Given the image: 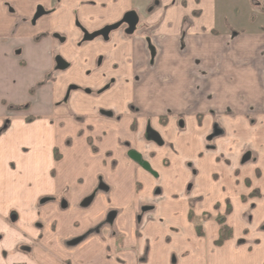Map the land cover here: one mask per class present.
<instances>
[{
  "label": "crops",
  "instance_id": "0c3cea01",
  "mask_svg": "<svg viewBox=\"0 0 264 264\" xmlns=\"http://www.w3.org/2000/svg\"><path fill=\"white\" fill-rule=\"evenodd\" d=\"M152 1L0 0V264H264V34Z\"/></svg>",
  "mask_w": 264,
  "mask_h": 264
},
{
  "label": "flooded vegetation",
  "instance_id": "af4514ba",
  "mask_svg": "<svg viewBox=\"0 0 264 264\" xmlns=\"http://www.w3.org/2000/svg\"><path fill=\"white\" fill-rule=\"evenodd\" d=\"M130 14H132V13H128V14H126L125 16H124V18H123V20H122V25H124L126 28H128L129 30H128V34H129V32L132 30L133 31V29H134V27H136V24H137V21H138V19H137V17H135L136 19V23H135V26L133 27V28H131L132 26H130L126 21H125V19H126V17L128 16V15H130ZM111 30L110 29H104V30H102V31H100L99 33H95L94 35H86L85 37H84V41H90V40H92V39H94V38H96V37H102L104 40L107 38V36H108V34H109V32H110ZM150 53H151V55L153 56L154 55V49H153V47H151L150 48ZM60 60L61 61V63H60V65H62L63 66V69H61V70H59L58 69V64H57V60ZM55 70L56 71H59V72H61V71H64V70H66L67 68H68V64L67 63H65L60 57H56L55 58ZM100 62V61H99ZM130 110V112L131 113H135V109L132 107L131 109H129ZM99 115L100 116H103V117H107V118H113L114 117V114L112 113V112H109V111H99ZM82 119H84V118H82ZM81 119V120H82ZM28 120H30V121H32V119H28ZM160 121H162V119H159ZM134 122H133V124H132V131L133 132H135V126H134ZM9 125V122L8 121H4V125H3V127H2V131H4L6 128H7V126ZM219 133H220V131H218L217 129H215L214 130V132L212 133V136L210 137V138H212V137H214V136H217V135H219ZM144 138L146 139V140H148V141H150V142H152V143H154V144H156V145H159V146H161L162 145V140H161V138H160V136H159V134L150 126V124H148L146 127H145V132H144ZM123 148L124 149H126L127 150V156H128V154L130 153V152H135V153H137L136 152V150L135 149H133L132 147H131V144L129 143V142H125L123 145ZM138 154V153H137ZM111 215V214H110ZM109 215V216H110ZM113 215V214H112ZM108 216V217H109ZM107 221H108V219H107ZM95 231H97V229L96 230H94V231H92V233H94ZM74 242H76V241H74ZM73 243V242H72Z\"/></svg>",
  "mask_w": 264,
  "mask_h": 264
},
{
  "label": "rangeland",
  "instance_id": "374dc122",
  "mask_svg": "<svg viewBox=\"0 0 264 264\" xmlns=\"http://www.w3.org/2000/svg\"><path fill=\"white\" fill-rule=\"evenodd\" d=\"M151 1L152 0H148L149 3H151ZM243 3H244L243 4L244 8L242 9V11L244 12V16L242 20L243 21L245 20L246 23L249 22L252 25V29L246 30L245 32L253 33L257 31L258 34L259 33L264 34V0H244ZM245 4L251 5L252 10H250V12H248L249 10ZM260 112H264V110ZM260 131L261 130L257 132H260ZM250 143H251L250 148L252 149L254 148V150L256 148L257 151H260L261 153L264 150V145H262L263 143H258V144H254V142H250ZM245 156L246 155L243 156L242 160H244Z\"/></svg>",
  "mask_w": 264,
  "mask_h": 264
},
{
  "label": "water",
  "instance_id": "95a60500",
  "mask_svg": "<svg viewBox=\"0 0 264 264\" xmlns=\"http://www.w3.org/2000/svg\"><path fill=\"white\" fill-rule=\"evenodd\" d=\"M136 15L135 13H132L130 15H128L125 19V21L130 25L132 26L131 28H133L135 26V23H136ZM61 61L58 59L57 60V64H58V69L61 70L63 69V66L60 65ZM128 157L133 161L135 162L136 164H138L139 166H141L143 169H145L146 171L148 172H151L150 168H149V165L147 163H145L141 156L135 152H130L128 154ZM90 203V200H87L83 203V207L87 206L88 204ZM113 218V215L111 214L109 217H108V222H111V219Z\"/></svg>",
  "mask_w": 264,
  "mask_h": 264
},
{
  "label": "trees",
  "instance_id": "16d2710c",
  "mask_svg": "<svg viewBox=\"0 0 264 264\" xmlns=\"http://www.w3.org/2000/svg\"><path fill=\"white\" fill-rule=\"evenodd\" d=\"M55 160H56V155L54 156ZM205 218H207L205 216ZM221 228H220V232H219V238L217 240V244H221L227 237H229V230L223 226V221L222 220H218ZM195 231L198 237H202L203 236V232H202V228L197 226L195 227Z\"/></svg>",
  "mask_w": 264,
  "mask_h": 264
}]
</instances>
